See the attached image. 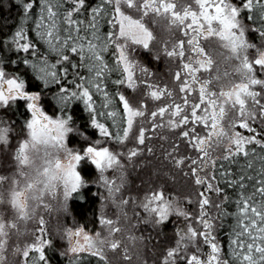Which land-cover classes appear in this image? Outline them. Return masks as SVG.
I'll use <instances>...</instances> for the list:
<instances>
[{"label":"snow or ice","instance_id":"obj_1","mask_svg":"<svg viewBox=\"0 0 264 264\" xmlns=\"http://www.w3.org/2000/svg\"><path fill=\"white\" fill-rule=\"evenodd\" d=\"M15 3L22 9L20 26L10 39L0 41V110L22 102L30 114L25 123L26 136L17 145L15 159L21 166L28 165L29 148L35 149L38 145L45 149L63 150L70 158L66 170L59 176L55 174V170L61 168L59 158H55V163L52 159L45 160L47 166L39 173L45 179L37 181L43 187L39 189V197L33 198H42L46 192L55 194L58 183L63 185L64 199L72 197L84 186L77 166L85 159L100 173L105 186L112 185L108 187L110 196L119 192L115 182L104 176L106 171L119 166V154L105 145H126L130 139H135L137 145H144L149 131L163 126L161 121L164 122L167 116L170 129L179 130V138L200 154L199 158L190 160L193 166L191 174L195 184L204 187L200 193L199 214L195 217L176 201L166 198L161 191L146 194L140 204L144 212L155 217L156 223L168 220L171 215L182 217L187 222L186 230L178 232L176 247L166 252L162 264H264V169L258 183L251 175L242 173L239 178L227 179L230 174L226 170L219 173L220 178L227 179L228 185L238 192L233 213L236 225L229 239L231 259L224 258L207 212L212 203L207 194L214 192L220 198L222 189L213 182L215 175L209 179L199 174L209 167V161L215 167L216 161L211 160L207 152V145L213 138L222 142L227 137L229 147L219 159L229 162L240 155L251 157L249 145L264 149V139H260L252 127L257 121L264 125V78L258 75L264 74V47L245 39L249 28L240 19L242 12L252 13L250 21L259 19L260 27L251 31L259 32L264 41V0H239V3L236 0H195L198 14L185 12L184 15L171 17L170 27H180L187 37L175 42L170 50L167 47L164 49L168 58L179 60L180 68L174 74L179 87L178 99L173 90L153 84L148 79L151 75L148 69L134 57L138 48L150 50L154 38L142 18L172 12V4L162 3L161 0H99L95 6L89 0H15ZM133 12L137 15L133 16ZM29 21L33 25L30 30L25 27ZM101 21L108 25L109 30L105 33L100 31ZM213 37L222 41V46L240 61L236 71L241 74V81L232 90L220 93L234 113L227 128L223 126V120L228 109L213 98L210 82L204 81L198 89L192 87L199 83L198 73L208 70L212 64L200 40ZM4 46L16 56L5 58L2 55ZM106 53H111L112 63L106 59ZM15 64L30 70L31 78L38 87L33 90L30 83L26 85L23 73L10 70L9 66ZM110 72L119 74L111 81L114 91L106 90L107 74ZM138 73L144 77L142 82ZM140 87L146 89L151 100L161 101L171 97V103L160 104L151 112L143 99L134 105L123 89L136 92ZM49 97L59 115L48 114L43 108L44 100ZM97 97L100 98L99 104ZM74 103L83 105L89 113L91 127L98 131L101 138L91 141L82 152L70 150L68 146L70 136L82 135L79 129L73 127V117L68 114L69 106ZM146 116L151 121V128L145 127L148 122L144 119ZM107 121H111L110 126ZM197 125L207 130L204 138L197 131ZM11 133V126H6L0 119V145L9 144ZM83 139L87 140V137L83 136ZM138 154L137 148H130L127 157L131 160ZM51 155L45 152L46 157ZM261 160H264V155ZM175 164L181 167L186 160L177 158ZM252 166L249 159L247 167ZM4 181L5 177L0 176V183ZM246 181H253L251 192ZM34 187L30 181L26 189L12 193V207L21 215L27 214L25 191H32ZM229 200L230 197L223 196L215 205L222 215L227 214L223 205ZM122 203L126 205L128 201ZM43 223L41 220L40 224ZM101 223L110 225L112 221L105 218ZM67 235L70 241L80 236L84 241L83 245L75 243L71 252L88 251L99 260H104L95 240L83 230ZM44 243L46 241L41 243L38 240L37 246L24 252L25 264H40L45 260L41 246ZM201 244L207 247L206 252ZM117 247L115 243L111 245L113 250ZM30 252L39 253V256L30 257Z\"/></svg>","mask_w":264,"mask_h":264},{"label":"trees","instance_id":"obj_2","mask_svg":"<svg viewBox=\"0 0 264 264\" xmlns=\"http://www.w3.org/2000/svg\"><path fill=\"white\" fill-rule=\"evenodd\" d=\"M99 0H89L92 6H95ZM250 15L252 13L242 12L240 19L241 22L248 26L249 30L246 33V38L254 45L264 47V41L261 40L259 32L251 31L252 28H259V19L250 21ZM152 16V15H151ZM22 17V9L15 3V0H0V41L10 39L15 30L20 26ZM83 19V17H81ZM29 30L33 27L32 22L25 26ZM109 30L107 23L101 21V33H105ZM184 40L183 37H180ZM38 47H42L38 44ZM43 51V48H42ZM156 54V53H155ZM151 51H138L137 56L140 59L142 66H145L150 71L156 74L155 82L160 86L165 85L169 90H175L177 93V99L179 96V87L173 88L170 83V79L173 78L171 68L175 66V72L180 68L179 60L171 67L170 60L166 55H155ZM210 53H206L207 58ZM2 55L7 59H12L16 54L8 50L7 46H4ZM109 63L113 62L111 53L105 54ZM170 64V65H169ZM10 70H16L19 73H23V78L27 84L32 85L34 90L38 87L37 82L31 78L30 70H26L21 64H15L9 66ZM118 73L110 72L107 74L106 90L114 91V87L111 84L112 80L118 78ZM210 81L209 88L213 92L220 93L226 87H231L230 81L215 80L211 76L207 78ZM202 83L199 79V83L193 85L194 89H198ZM176 87V85H174ZM124 90V89H123ZM139 91V90H138ZM174 91V92H175ZM140 99L146 101L147 109L149 112L156 109L160 104H170L172 99H165L161 101L153 102L148 97H143L141 91H139ZM97 103H100V98L97 97ZM229 107V105L227 106ZM43 108L48 114L59 115L54 102L51 101V97L45 99L43 102ZM27 115V110L22 103H16L11 108L5 110L4 117H7L16 130L21 131L23 128L24 115ZM68 114L73 117V127L80 130L82 135H72L69 137V146H74L77 149H83L91 141L101 139L97 130L91 127L89 113L84 110L82 104H72L68 108ZM146 121L148 117L144 118ZM168 117H165L164 122L161 121L163 126L158 127L155 131H149V138L145 141L144 145H137L135 140L126 145H118L115 143H109L105 146H109L111 150L117 152L125 164V171L127 173V188L129 195L134 198L131 205L134 207L138 214L135 216L136 221L139 222L138 233L143 237V245H145V257L148 264H160L161 258L166 254L167 250L175 245L178 238L179 230H183V227L187 223L182 217L171 215L168 220L162 223H156L155 221L140 220L141 217L146 215V212L140 207L146 194H151L153 191H161L166 198L176 201L180 207L187 211L191 216L195 217L199 214V199L200 193L203 191L204 186H197L194 182V177L191 174L190 163L192 158H199L200 154L192 149V147L183 142L179 138V130H171L167 124ZM229 115H225L223 120V126L225 128L229 125ZM159 123V121H158ZM107 125H111V121H107ZM145 127L151 128V121L145 124ZM197 130H198V126ZM230 130V129H229ZM87 137L86 139H83ZM264 139V137H259ZM212 142L207 145L208 157L216 161L215 167L211 166L209 161V167L200 171V176L211 179L215 175V180L218 187L222 189V195L220 198L216 196L214 192H209L207 195L210 197L212 203L207 208L208 217L211 218L213 224V232L215 237L220 243L224 258L231 259L230 252L231 247L229 239L233 235V231L236 225V219L233 216L236 205L235 201L238 198V192L235 188L228 185L227 179L239 178L243 173L251 175L255 178V182L258 183L264 169V160H261V156L264 155V149H260L257 145H249V149L252 151V156L246 158L242 155L233 158L232 162L219 159V157L225 153V146L221 143H215L213 138ZM137 148L139 154L129 160L125 154L129 148ZM178 151H174L177 149ZM184 158L186 164L177 167L175 160L177 158ZM251 159L252 167H247V164ZM190 164V165H189ZM227 171L230 175L227 179H221L220 172ZM80 174L85 182H93L98 177L96 168L88 161H83L80 165ZM250 185L248 191L251 192V185L253 181H246ZM223 196L230 197V200L223 205V210L226 215H222L220 210L215 206L219 203V200ZM259 200V197H257ZM190 201V202H189ZM100 199L95 193V187L93 184L86 185L77 193H74L69 204L70 214L77 223L76 226H83L85 229L94 231L99 225L100 215ZM138 219V220H137ZM51 243L43 250L45 260L40 264H135L136 260H125L121 252H114L113 254H105L104 260H99L98 257L92 256L88 252H82L78 254H69L66 245L56 241L54 238H50ZM65 244V243H64ZM204 250L207 251V247L204 246ZM114 257H113V256ZM39 254L31 252L30 257H38ZM20 262V260L18 261ZM18 264V263H17ZM21 264V262L19 263ZM25 264V259L23 261ZM141 264V263H140Z\"/></svg>","mask_w":264,"mask_h":264},{"label":"rangeland","instance_id":"obj_3","mask_svg":"<svg viewBox=\"0 0 264 264\" xmlns=\"http://www.w3.org/2000/svg\"><path fill=\"white\" fill-rule=\"evenodd\" d=\"M161 2L172 4L173 11L162 14L159 17L150 14L148 17L142 18L145 26L148 27V29L153 33L154 38L151 42L150 50L138 48L137 51L134 52V57L139 62L140 59L137 56L138 51H151V53H156L155 55H157V53L164 54L165 47L170 50L175 42L181 40L180 37H183L184 40L187 39L180 27H170L171 17L173 15H184L185 12L199 13V8L195 4V0H161ZM236 3H239V0H236ZM161 11L163 12V10ZM132 15L136 16L137 14L133 12ZM245 39L247 40L246 37ZM200 43L205 49V52L210 53L208 58L212 60V64L208 70H201L198 73V78L201 79L202 83H204V81H209L207 80L208 76H211L217 81L224 78L225 80L230 81L232 86L226 87L222 91L232 90L234 86L242 79L241 74L236 71V69L239 67L240 61L233 55L231 51L222 46V41L216 39L215 37L209 40L201 39ZM169 59H172L170 60L171 65L169 64L171 67H173L174 63H177L178 61L176 58ZM201 59H203V57ZM171 70L172 72L174 71L172 75L173 78L170 79L171 86L173 88H178L177 82L174 80L175 66L171 68ZM148 71L151 74L148 79L153 84L160 86V84L155 82L156 74L149 69ZM258 75H260L261 78H264V74L258 73ZM137 76L142 82L144 77L140 76L139 73ZM174 85H176V87ZM160 87L167 86L162 85ZM138 90L141 91L143 97H148L145 88L140 87ZM138 90L133 92L130 89H124L134 105L140 101L139 99L141 95L139 94ZM210 92L212 93L213 98L217 100L218 104L225 105V107L228 109L226 115H229V122H231L234 116L231 105L225 103V98L220 96L221 92L219 94L213 92L212 90H210ZM175 93L177 92L175 91ZM148 99L151 100L149 97ZM168 99L172 98L169 97ZM249 103L251 102L249 101ZM228 105L229 107H227ZM24 107L26 109V106ZM4 114L5 110H0V119H3L6 126H11L12 133L9 144L0 145V175L6 176L11 174V176L3 183H0V264H19L20 262L23 264L25 259L24 252L26 250L37 246L38 240L41 241V243L42 241H46V243L41 245L42 250H44L45 247L49 246L51 243L50 238H54L56 241L63 243L64 246L66 245L69 254H78L71 252L70 249L75 243H79L81 245L84 244L82 236L76 237L74 240L70 241L67 233L79 230H83L84 234L89 235L95 240L98 249L102 251L103 255H108V253L113 254L116 251L121 252L125 260H136L137 263L135 264H148L145 257V245H143V237L137 231L139 222L136 221L135 216L138 214V212L135 211L134 207L131 205L134 198H132L128 193L127 173L125 171V164L122 162L120 156L119 166L115 170L109 169L104 173V176L110 182H115V185L119 187V192H115L110 196L108 187L112 185L110 184L109 186H105L100 179V173L98 171V177L95 181H84V186L81 187L82 189L86 185L93 184L95 187V193L100 199L99 225L94 231L85 229L83 226H76L77 223L71 216L69 209V204L72 197H69L67 200L64 199L63 185L59 183L56 186L55 194L46 192L43 197L39 199L33 198L34 196L39 197V194L32 195L31 197L25 194L27 197V199L24 201L27 204L26 215H21L16 208L12 207V193L25 189L22 180L19 176H17V172L22 173V171L18 167V161L15 159V152L17 150V145L26 136L25 123L28 119H30V114L27 112V115L25 114L23 117L25 119L23 120L24 125L21 129L22 133L13 127V123L7 117H4ZM197 126V131L202 134L201 138H204L203 135H206L207 130H205L200 125ZM137 127H139V123L137 124ZM252 127L256 129L255 134L258 135V137H264V125L257 121L256 123L252 124ZM240 131L245 135H249V133L242 129ZM133 140L135 139H130L127 143H131ZM212 140L210 143L212 142L213 144ZM214 141L215 143H221L220 145L225 146L226 149L229 147L227 137H225L222 142H217L215 138ZM69 147L72 148V150L79 152H82L83 150L80 148L77 149L74 146ZM127 147L130 149V144H128ZM125 156L127 157L126 154ZM81 163L77 166V172L79 174ZM41 187H43V185H41L40 188ZM125 200L128 201L126 205L122 203V201ZM105 218L110 219L112 223L110 225L102 224L101 220ZM41 220L44 221L43 225L40 224ZM140 220L155 221V217L146 213V215L141 217ZM186 224L183 227V230H186ZM41 229H43V232H41ZM180 231L181 230H179V232ZM178 239L179 237L177 238L175 245L171 248L176 247ZM113 243L118 245L115 250L111 248ZM201 246L204 248L203 244H201ZM163 257L161 258L160 264H162ZM19 260L20 262H18Z\"/></svg>","mask_w":264,"mask_h":264},{"label":"clouds","instance_id":"obj_4","mask_svg":"<svg viewBox=\"0 0 264 264\" xmlns=\"http://www.w3.org/2000/svg\"><path fill=\"white\" fill-rule=\"evenodd\" d=\"M71 149L72 148H70V150ZM46 151L52 154L51 157L45 156ZM27 154L29 157V163L26 166H21L18 164V167L21 169L23 175L21 176V173L17 172V176H19L22 180L25 189L30 181L35 185L32 191H25V194L29 197L39 194L38 189L42 184L37 183V181H43L45 179L43 176L39 175V173L42 172L43 168L47 166L45 164L46 159H52L53 163H55V158H59L61 168L59 170H55V174L57 176L62 175L63 171L66 170L68 164L70 163V158L65 151L51 147L45 149L42 145H38L35 149L29 148ZM0 176L5 177V180H7L11 174Z\"/></svg>","mask_w":264,"mask_h":264}]
</instances>
